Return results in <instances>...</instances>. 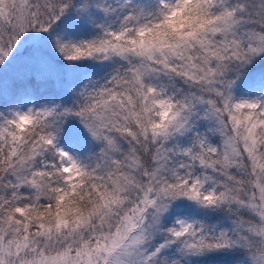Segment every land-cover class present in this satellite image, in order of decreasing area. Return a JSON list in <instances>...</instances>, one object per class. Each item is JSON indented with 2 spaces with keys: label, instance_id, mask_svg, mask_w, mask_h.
Masks as SVG:
<instances>
[{
  "label": "snow or ice",
  "instance_id": "1",
  "mask_svg": "<svg viewBox=\"0 0 264 264\" xmlns=\"http://www.w3.org/2000/svg\"><path fill=\"white\" fill-rule=\"evenodd\" d=\"M0 264H264V0H0Z\"/></svg>",
  "mask_w": 264,
  "mask_h": 264
}]
</instances>
